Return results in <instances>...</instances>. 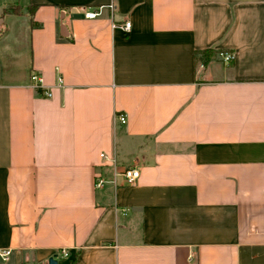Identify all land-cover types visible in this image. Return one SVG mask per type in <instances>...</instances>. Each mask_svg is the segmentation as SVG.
Returning <instances> with one entry per match:
<instances>
[{
	"label": "crops",
	"instance_id": "0c3cea01",
	"mask_svg": "<svg viewBox=\"0 0 264 264\" xmlns=\"http://www.w3.org/2000/svg\"><path fill=\"white\" fill-rule=\"evenodd\" d=\"M0 248L264 264V0H0Z\"/></svg>",
	"mask_w": 264,
	"mask_h": 264
},
{
	"label": "built area",
	"instance_id": "2783aa9c",
	"mask_svg": "<svg viewBox=\"0 0 264 264\" xmlns=\"http://www.w3.org/2000/svg\"><path fill=\"white\" fill-rule=\"evenodd\" d=\"M115 7L116 4L113 1L105 4L87 6L85 9V15L90 18L97 17L102 15L106 8L113 11ZM113 24L114 26H120L121 28L128 30L131 27L132 22L129 19H125L122 22H114ZM220 53L226 62H230L234 58V53L232 51H221ZM201 65L203 66L204 64L201 63ZM31 80H32V84L38 89H40V93L43 96L52 95L53 92L51 87L48 86L44 88L43 77L39 72L35 70L32 71ZM62 81H63L62 77H59V82L61 83ZM118 118L121 122L127 121V115L124 113L118 114ZM101 155L107 157V154L105 152H102ZM122 173L128 182H134L140 176V170L137 167H126ZM106 181H108V179L103 174L100 173L96 175L95 178L96 186H102L104 183H106ZM61 252L65 256L69 254V251L66 248H62ZM9 254H10L9 248H0V258H7Z\"/></svg>",
	"mask_w": 264,
	"mask_h": 264
},
{
	"label": "trees",
	"instance_id": "16d2710c",
	"mask_svg": "<svg viewBox=\"0 0 264 264\" xmlns=\"http://www.w3.org/2000/svg\"><path fill=\"white\" fill-rule=\"evenodd\" d=\"M32 7H30V10H32ZM8 11L20 12V11H22V6L20 4H17V3L16 4L15 3L10 4L9 6H6L4 8V12H8ZM34 23H35V21H34ZM212 51L213 50L209 49V48L204 50V52L207 53V54L211 53Z\"/></svg>",
	"mask_w": 264,
	"mask_h": 264
},
{
	"label": "water",
	"instance_id": "95a60500",
	"mask_svg": "<svg viewBox=\"0 0 264 264\" xmlns=\"http://www.w3.org/2000/svg\"><path fill=\"white\" fill-rule=\"evenodd\" d=\"M50 264H57V260L54 258V256L50 258Z\"/></svg>",
	"mask_w": 264,
	"mask_h": 264
}]
</instances>
